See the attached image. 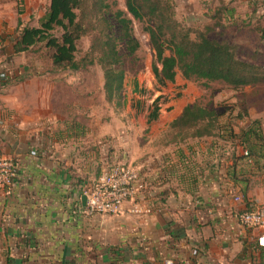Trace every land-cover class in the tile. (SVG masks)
Here are the masks:
<instances>
[{
	"label": "crops",
	"instance_id": "0c3cea01",
	"mask_svg": "<svg viewBox=\"0 0 264 264\" xmlns=\"http://www.w3.org/2000/svg\"><path fill=\"white\" fill-rule=\"evenodd\" d=\"M73 84L0 74L1 156L18 163L0 190V264H264L261 230L240 220L264 206V148L254 142L261 156L250 162L225 129L171 141L168 128L105 127L102 117L92 128ZM114 162L141 167L150 213L85 212L84 190Z\"/></svg>",
	"mask_w": 264,
	"mask_h": 264
},
{
	"label": "trees",
	"instance_id": "16d2710c",
	"mask_svg": "<svg viewBox=\"0 0 264 264\" xmlns=\"http://www.w3.org/2000/svg\"><path fill=\"white\" fill-rule=\"evenodd\" d=\"M125 2L127 10L115 9L108 0H51L39 26L26 25L22 28L13 45L14 54L32 51L43 44L53 50L54 68L82 70L100 65L104 72L106 101L115 104V110L119 111L126 102L125 57L135 59L140 48L133 29L134 20H139L146 23L145 31L155 51L153 71L161 86L175 82L179 71L187 79L219 81L233 89L264 84L263 65L243 60L238 47L228 40L210 37V32L222 26L227 8L225 4L217 8L213 24L194 28L178 17L174 0ZM18 13L17 25L21 27L22 11ZM113 19L120 27L119 37L115 33ZM84 37H89L90 44L87 50L82 51L79 42ZM121 41L125 44L127 55L121 50ZM161 98L162 95L154 101L155 108L149 114V124L159 118ZM263 124V120L258 118L242 131V143L253 158L261 156L260 150L252 146L254 142L264 148ZM220 129L223 128H219V114L215 109L193 103L170 122L166 139L184 141L192 137L216 135ZM225 130L232 135L231 129ZM1 155L0 150V158Z\"/></svg>",
	"mask_w": 264,
	"mask_h": 264
},
{
	"label": "rangeland",
	"instance_id": "374dc122",
	"mask_svg": "<svg viewBox=\"0 0 264 264\" xmlns=\"http://www.w3.org/2000/svg\"><path fill=\"white\" fill-rule=\"evenodd\" d=\"M50 2L51 0H0L1 7L8 13V17L0 20V60L5 64L0 74L3 73L6 79L15 83L22 79L43 76L71 81V87H75L73 83L80 82L90 114L88 119L94 123L92 128L101 117L102 125L105 127L117 120L118 123L113 125L115 128H168L170 122L179 117L187 105L199 103L218 112L219 128L231 129L232 135L228 136L237 146L242 147V128H248L255 119L264 118V110L260 112L264 109V84L233 89L219 81L187 79L180 71L175 82H169L166 86L158 84L153 71L155 51L149 34L145 31L146 23L139 20H134L133 29L135 37L140 42V48L135 59L125 57L126 102L124 108H118L119 111L115 110L117 108L115 104L106 101L104 72L100 65H92L82 70L54 68L51 58L53 50L43 44L29 52L8 54L7 48L14 44L24 26L41 24ZM108 2L115 9L127 10L125 0ZM174 2L177 4L178 17L194 28H204L213 24L217 8L225 4L227 8L222 26L210 32V37L228 40L238 47L243 60L264 66V0H174ZM19 10L22 11L23 19L21 27L17 25ZM113 21L115 33L119 37L120 27L115 19ZM89 44V37H84L79 42V47L85 51ZM120 46L122 52L127 55L123 41L120 42ZM15 78L18 79L15 81ZM161 95L159 118L149 124V114L155 108L154 101ZM262 127L264 128V125ZM172 135L170 136L173 138Z\"/></svg>",
	"mask_w": 264,
	"mask_h": 264
},
{
	"label": "built area",
	"instance_id": "2783aa9c",
	"mask_svg": "<svg viewBox=\"0 0 264 264\" xmlns=\"http://www.w3.org/2000/svg\"><path fill=\"white\" fill-rule=\"evenodd\" d=\"M244 155L252 161L248 149ZM141 167L128 162H114L109 165L103 175L83 194L87 197L84 210L87 214L119 215L129 212L134 215L150 213L151 209L144 208L141 200L149 189V184L141 173ZM18 173V163L12 157L0 158V190H10ZM243 224L260 229L257 242L264 247V206L246 210L240 215ZM167 264H174L171 260Z\"/></svg>",
	"mask_w": 264,
	"mask_h": 264
},
{
	"label": "water",
	"instance_id": "95a60500",
	"mask_svg": "<svg viewBox=\"0 0 264 264\" xmlns=\"http://www.w3.org/2000/svg\"><path fill=\"white\" fill-rule=\"evenodd\" d=\"M86 202H87V197L83 196V203L86 204Z\"/></svg>",
	"mask_w": 264,
	"mask_h": 264
}]
</instances>
